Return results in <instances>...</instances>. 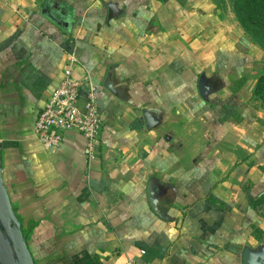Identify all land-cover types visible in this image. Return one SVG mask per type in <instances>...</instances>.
Listing matches in <instances>:
<instances>
[{
    "label": "crops",
    "instance_id": "crops-1",
    "mask_svg": "<svg viewBox=\"0 0 264 264\" xmlns=\"http://www.w3.org/2000/svg\"><path fill=\"white\" fill-rule=\"evenodd\" d=\"M203 1L0 0L3 177L37 264H264V65ZM73 55L94 158L33 134Z\"/></svg>",
    "mask_w": 264,
    "mask_h": 264
},
{
    "label": "built area",
    "instance_id": "built-area-1",
    "mask_svg": "<svg viewBox=\"0 0 264 264\" xmlns=\"http://www.w3.org/2000/svg\"><path fill=\"white\" fill-rule=\"evenodd\" d=\"M77 62L73 55L60 86L38 115L33 134L41 145L55 148L61 145L67 131H77L86 140V154L94 158L103 124L98 106V85L88 76L81 79L75 77ZM128 264H135V261L130 260Z\"/></svg>",
    "mask_w": 264,
    "mask_h": 264
},
{
    "label": "water",
    "instance_id": "water-1",
    "mask_svg": "<svg viewBox=\"0 0 264 264\" xmlns=\"http://www.w3.org/2000/svg\"><path fill=\"white\" fill-rule=\"evenodd\" d=\"M112 11L113 5H109ZM0 264H36L3 177L0 154Z\"/></svg>",
    "mask_w": 264,
    "mask_h": 264
},
{
    "label": "trees",
    "instance_id": "trees-1",
    "mask_svg": "<svg viewBox=\"0 0 264 264\" xmlns=\"http://www.w3.org/2000/svg\"><path fill=\"white\" fill-rule=\"evenodd\" d=\"M232 2L235 13L241 24L254 38L256 43H258L264 49V0H232ZM255 95L256 97L264 100V77L259 79L255 90ZM262 201H264V194L262 195L258 203H261ZM21 222L23 233L27 238V242L29 244L31 235L38 224L34 222L25 224L23 220H21ZM30 250L34 256L31 248ZM34 259L37 264L35 256Z\"/></svg>",
    "mask_w": 264,
    "mask_h": 264
},
{
    "label": "rangeland",
    "instance_id": "rangeland-1",
    "mask_svg": "<svg viewBox=\"0 0 264 264\" xmlns=\"http://www.w3.org/2000/svg\"><path fill=\"white\" fill-rule=\"evenodd\" d=\"M194 1V0H188ZM203 3L208 7L209 10L217 14L220 20H223L226 28L229 27V30L234 27L235 30L241 29L243 35L248 37L250 41L259 49L261 59L258 62H261L264 65V49L260 46L254 38L248 33L245 27L239 21L232 0H204ZM233 32V31H231Z\"/></svg>",
    "mask_w": 264,
    "mask_h": 264
}]
</instances>
